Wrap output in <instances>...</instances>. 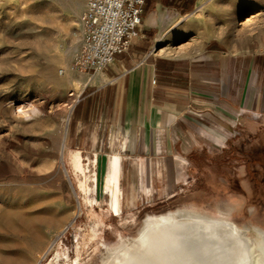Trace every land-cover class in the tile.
Listing matches in <instances>:
<instances>
[{"label": "rangeland", "instance_id": "374dc122", "mask_svg": "<svg viewBox=\"0 0 264 264\" xmlns=\"http://www.w3.org/2000/svg\"><path fill=\"white\" fill-rule=\"evenodd\" d=\"M86 1L0 0V216L55 212L41 264L74 259L78 245L83 264H101L107 250L139 238L148 217L188 208L264 229V0H145L141 39L151 56L245 61L243 105H223L222 119L194 129L181 154L165 140L142 148L112 123L99 132V99L75 136L81 98L122 75L117 62L96 74L77 66ZM113 161L120 171L109 187Z\"/></svg>", "mask_w": 264, "mask_h": 264}, {"label": "crops", "instance_id": "0c3cea01", "mask_svg": "<svg viewBox=\"0 0 264 264\" xmlns=\"http://www.w3.org/2000/svg\"><path fill=\"white\" fill-rule=\"evenodd\" d=\"M148 47V40L141 36L134 40L130 53L116 58L115 73L122 74L118 80L112 82L111 77L110 82L81 98L75 136L85 133L90 122L85 111L88 102L99 99V132L103 125L112 123L125 135L135 132L142 148H156L165 140L168 147L178 148L181 154L192 146L194 129L207 132L218 118L222 119L219 110L223 105H243L244 60L218 54L198 62L171 61L151 56ZM142 58L144 62L134 67ZM94 76L98 83L107 80Z\"/></svg>", "mask_w": 264, "mask_h": 264}, {"label": "bare ground", "instance_id": "6f19581e", "mask_svg": "<svg viewBox=\"0 0 264 264\" xmlns=\"http://www.w3.org/2000/svg\"><path fill=\"white\" fill-rule=\"evenodd\" d=\"M111 168L109 187L120 165L113 161ZM148 218L139 238L107 250L101 264H264L262 228L212 218L193 208ZM54 224L55 212L50 210L5 212L0 216V264H32L33 257L41 264L54 246L51 240L42 250ZM82 256L78 245L75 258L66 256L61 264H83Z\"/></svg>", "mask_w": 264, "mask_h": 264}, {"label": "built area", "instance_id": "2783aa9c", "mask_svg": "<svg viewBox=\"0 0 264 264\" xmlns=\"http://www.w3.org/2000/svg\"><path fill=\"white\" fill-rule=\"evenodd\" d=\"M145 3V0H87L74 31L81 46L78 68L104 73L119 55L127 53L142 34Z\"/></svg>", "mask_w": 264, "mask_h": 264}]
</instances>
